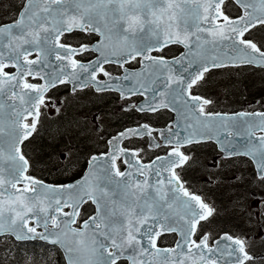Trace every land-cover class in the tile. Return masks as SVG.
<instances>
[{"label": "snow or ice", "instance_id": "6c2138e0", "mask_svg": "<svg viewBox=\"0 0 264 264\" xmlns=\"http://www.w3.org/2000/svg\"><path fill=\"white\" fill-rule=\"evenodd\" d=\"M226 2L23 0L16 17L0 23V238L45 241L63 252L66 264L264 262L246 233L214 234L221 210L184 179L202 167L214 169L205 176L210 186L240 182L239 175L226 180L225 172L235 166L228 161L245 157L264 183V112H216L200 92L213 72L264 70V45L249 35L264 27V0H232L236 17L226 13ZM172 45L184 50L169 57L164 50ZM133 61L140 66L128 67ZM59 89L67 97L49 95ZM109 92L127 102L123 112L166 109L176 119L165 129L137 122L110 135L102 151L88 155L78 180L50 184L33 175L25 142L43 119L60 114L69 98ZM100 119L97 113L92 121L97 132ZM87 131L79 120L68 122L62 161L75 152L72 138ZM136 140L143 144L133 146ZM209 142L218 156L204 166L194 148ZM88 204L94 212L81 219ZM230 209L252 215L240 198ZM257 216L264 221V201Z\"/></svg>", "mask_w": 264, "mask_h": 264}, {"label": "flooded vegetation", "instance_id": "af4514ba", "mask_svg": "<svg viewBox=\"0 0 264 264\" xmlns=\"http://www.w3.org/2000/svg\"><path fill=\"white\" fill-rule=\"evenodd\" d=\"M226 13L231 17H236L240 14L238 6L233 4L232 0H227L224 5ZM166 19V18H165ZM264 37V27L253 29L249 33L250 37L257 43V37L254 33L260 32ZM72 35L79 37L81 34L73 33ZM95 42L96 37L91 38ZM258 45H264L258 44ZM184 49L178 45H172L164 51L169 57L177 56ZM94 58V57H93ZM140 65L133 61L128 67L133 69L138 68ZM112 68L114 72L119 74L120 69L114 66H107ZM254 68H244L239 70L228 71L222 74L220 71L213 72L210 75L211 83L200 89L202 95L212 99L214 104L211 110L221 113H233L238 111H264V93L255 91L254 95L251 90L237 92L234 83L230 81L236 76L249 75ZM262 88V84H258ZM196 91V89H194ZM49 95L57 97H67L68 93L64 89L53 90ZM143 97H132V100L139 102ZM127 103L122 101L119 95L115 92L104 93L100 96L92 94L82 95L80 99L69 98L65 101L64 108L61 109L58 115H49L47 119H43V124L38 128L37 133L33 135L30 141H26V153L31 156L33 167H45L41 164V158L34 160L32 151L39 148L45 151L44 145L47 143L49 154L47 153L46 159L51 162L50 166L53 167L52 174H60L64 168L74 160L78 159L72 167H81L76 171V174L71 179L77 178L87 167L88 155L96 154L104 149V139L110 135L123 130L127 127L134 126L137 122H150L154 128L165 129L166 126L176 119V114L168 110H161L158 113L150 115H141L132 112L121 111L122 104ZM99 113L101 119L96 122L100 125L101 131L97 132L95 123H92L95 114ZM79 120L82 126L87 127V132H80L72 138L70 147L75 149L74 154L68 161H62V153L67 151L65 147L67 137L61 135L64 127L69 121ZM133 146L142 145L143 141L136 140L132 142ZM34 152V151H33ZM195 159H199L200 164L207 166L213 158L218 156L217 145L209 142L206 144L195 146ZM145 159L151 153L144 154ZM34 162V163H33ZM230 166L225 172V179L231 180L233 177L239 175L242 180L236 183H224L210 186L205 183V176L208 170L202 167H193L190 169L184 179L189 182V185L197 190L207 198V200L214 204L220 211V215L214 218L212 230L215 233L219 232H232L234 234L246 233L254 238V247L251 251L254 254H264V239H261V228L264 221H261L257 213L261 209V201H264V183L256 180L254 169L251 162L245 157H236L233 161H228ZM60 170V171H59ZM123 170V168H122ZM65 173V172H63ZM53 179V178H52ZM69 181V180H67ZM240 198L242 203L247 208V212L252 213L251 217L246 219L247 213H241L238 210L230 209L231 202ZM259 198L260 202L257 204L255 199ZM87 212L82 210L81 217L94 212V206L91 204L85 205ZM228 211L229 213H227ZM171 244V238L165 241V246ZM251 264V262H250ZM264 264V262H261Z\"/></svg>", "mask_w": 264, "mask_h": 264}, {"label": "trees", "instance_id": "16d2710c", "mask_svg": "<svg viewBox=\"0 0 264 264\" xmlns=\"http://www.w3.org/2000/svg\"><path fill=\"white\" fill-rule=\"evenodd\" d=\"M248 75V74H247ZM247 75L236 76L230 82L233 84L237 92L251 90V92L258 91L256 88L260 85L252 84L250 81H247L249 78ZM261 87V86H260ZM47 144V143H46ZM44 145V149L39 150V148L34 149L32 153L34 154L32 158L40 160L41 164L45 167H38L37 170L44 172L41 175L35 174L33 168L31 171L38 177H41L47 181H52V178L62 179L65 176V173H60L58 175L52 174L53 167L50 166L51 162L46 159L47 153L49 154V149L47 145ZM47 152V153H46ZM30 157L31 156L28 154ZM34 163V162H33ZM55 180V179H54ZM3 242L0 243V264H65L64 257L61 251L53 246L39 242V241H29V242H15L11 239L4 238Z\"/></svg>", "mask_w": 264, "mask_h": 264}, {"label": "rangeland", "instance_id": "374dc122", "mask_svg": "<svg viewBox=\"0 0 264 264\" xmlns=\"http://www.w3.org/2000/svg\"><path fill=\"white\" fill-rule=\"evenodd\" d=\"M21 0H0V20L3 21V19H9L11 16H15V9L19 7L18 5L20 4ZM255 36L262 42H264V37L261 33V31L258 33H254ZM262 42V43H263ZM248 76V80L252 84H262L264 86V73L258 72V71H252ZM256 90L261 91V93H264V87L261 88L258 86ZM79 167H71L70 172L67 174L65 173V176H71L72 174L76 173L77 170H79ZM41 172V171H39ZM64 172V170L62 171ZM44 173V172H41ZM255 202L258 204L260 202L259 198L255 199ZM229 213L228 211H226ZM230 214V213H229Z\"/></svg>", "mask_w": 264, "mask_h": 264}, {"label": "bare ground", "instance_id": "6f19581e", "mask_svg": "<svg viewBox=\"0 0 264 264\" xmlns=\"http://www.w3.org/2000/svg\"><path fill=\"white\" fill-rule=\"evenodd\" d=\"M79 168H81V167H79ZM60 171V170H59ZM62 172V171H61ZM43 174H45V173H43ZM4 238H8V239H11L12 241H14V238H11V237H3V238H0V239H4Z\"/></svg>", "mask_w": 264, "mask_h": 264}, {"label": "water", "instance_id": "95a60500", "mask_svg": "<svg viewBox=\"0 0 264 264\" xmlns=\"http://www.w3.org/2000/svg\"><path fill=\"white\" fill-rule=\"evenodd\" d=\"M28 195H30V196H31V195H34V194H33V193H29Z\"/></svg>", "mask_w": 264, "mask_h": 264}]
</instances>
